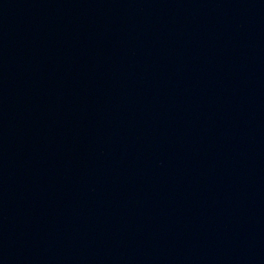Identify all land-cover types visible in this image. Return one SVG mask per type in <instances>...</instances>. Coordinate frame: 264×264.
<instances>
[{
  "label": "water",
  "instance_id": "water-1",
  "mask_svg": "<svg viewBox=\"0 0 264 264\" xmlns=\"http://www.w3.org/2000/svg\"><path fill=\"white\" fill-rule=\"evenodd\" d=\"M0 264H264V0H0Z\"/></svg>",
  "mask_w": 264,
  "mask_h": 264
}]
</instances>
